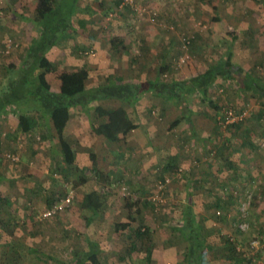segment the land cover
I'll return each instance as SVG.
<instances>
[{"label":"crops","instance_id":"obj_1","mask_svg":"<svg viewBox=\"0 0 264 264\" xmlns=\"http://www.w3.org/2000/svg\"><path fill=\"white\" fill-rule=\"evenodd\" d=\"M121 1L78 0L74 6L77 10L72 15L73 33L65 34L46 54L56 65L58 73L86 70V90L110 83L124 85L158 81L171 85L204 73L216 65L217 61L230 59L231 63L244 71L245 79H250L252 82L249 84L255 88L246 92L238 87L234 94L227 90L224 91L227 95H220L226 82H234L217 78L209 86L208 98L219 109L213 110L203 103L201 93L198 92L189 103L191 123L185 121L181 111L166 96L151 92L139 96L135 107L129 108L127 105L125 108L119 102L110 101L106 108L102 104L88 106V112L79 106L71 108L63 136L75 152V165L78 168H90L89 159L92 154L95 156L97 170L105 179H112L116 174V177L124 176L126 181L146 182L151 176L156 178L158 169H153L150 159L148 163L142 160L136 165L134 161L137 158L130 155L127 158L125 154L129 142L131 148L141 150L142 157H146L149 151L148 156L154 158L151 152L155 149V155L158 151L161 154L167 153L168 157L164 160L169 158L177 166L189 165L197 157L203 168L201 182L213 186L201 193L203 199L193 206V210L200 215L198 220L204 235L213 224L206 223L210 220L204 215L209 212L213 214L214 222H217L213 224V231L221 233L226 216L236 209L231 201L232 196L222 191L235 186L245 187L253 179L262 182L261 186L264 185V148L259 147L261 141L264 142V96L256 91L257 85L264 91V14L254 20L257 21L256 26L261 28L252 30L247 23L249 15L253 18V7H247L251 6L249 3L256 4L254 0H138L137 6L157 8L158 18L152 23L149 13L137 16L131 9L123 7ZM16 2L0 0V90L5 89L7 82L14 78L13 69L17 70L21 66L35 39V36H30L29 29H25L30 27L34 15L30 17L29 8L23 5L24 0ZM19 4L21 9H16L15 5ZM238 7L242 9L239 13ZM9 13L11 15L5 17ZM196 18L208 21L210 28L211 23H214L222 30L203 33L192 22ZM229 28L233 31L228 32ZM13 37L24 42L19 49L6 56L3 54L4 43L8 38L15 39ZM183 38L192 40L190 60L178 66L176 61L182 54ZM45 78L51 93H59L60 82L56 74H48ZM215 93L219 95L214 96ZM231 106L235 109L239 107L237 111L248 110V118L233 125L229 137H225L217 119ZM90 107H101L106 111L123 108L129 116L135 113L136 121L138 117L142 118L141 125L133 122L138 127L130 131L124 140L109 142L101 136L91 135V126L102 124L106 119L98 117ZM12 108L0 115V192L6 197L3 198L2 207L18 211L19 207L13 202L16 200L17 204L22 202L23 208L32 203L42 210L47 207L48 200L53 199L56 189L51 173L56 167L64 165L60 146L47 119L26 108L22 113L30 122V131L21 133L17 129V117L12 113ZM158 121L163 122L159 124ZM20 146L22 151L19 152V162H6L5 154L16 153V148ZM131 148L127 147L128 150ZM197 148L198 152L195 151ZM113 150L117 151L114 156ZM107 156L110 158V169L107 170H112L109 173L103 171L107 166ZM104 164L105 167H102ZM128 175L136 176L133 179ZM99 182L107 180L100 179ZM78 188L81 190L73 204L81 212L85 211V196L91 193L103 196L97 215L90 223L104 215L114 217V207L119 212V201L109 199V194L97 189L90 181ZM203 240L205 245L215 247L213 253L216 256L221 254L225 264L231 263L225 257L220 239L205 237Z\"/></svg>","mask_w":264,"mask_h":264},{"label":"rangeland","instance_id":"obj_2","mask_svg":"<svg viewBox=\"0 0 264 264\" xmlns=\"http://www.w3.org/2000/svg\"><path fill=\"white\" fill-rule=\"evenodd\" d=\"M254 1L256 4L249 3L248 5L251 6L247 7H253V18H251L249 15L251 12L247 13V16L249 15V22L247 24L251 26L250 28H252V30H259L261 26H256L257 21L254 20L264 14V0ZM246 2H248V0H246ZM17 3L18 1L16 2V5ZM16 5V9H21L20 4L19 6ZM23 5L29 8V15L31 17L34 10L33 8L35 6V0H24ZM67 6L68 2H64V9H66ZM210 8L212 9L213 7L210 6ZM240 9L241 8H239L238 13L242 11V9ZM74 10H77V8L73 7V11ZM10 15L11 14L9 13L5 17ZM137 16H139V14ZM192 22L194 23L195 27L203 33L207 31L210 33L212 31L215 33L216 31L219 32L222 30V28L219 29V26H215L214 23H211L212 25L210 28L208 21H202L200 18H196ZM16 23L20 24L21 22ZM27 28L29 29L30 36L33 35V37H36V33L32 29V26H27L25 29L27 30ZM229 29H227L228 32L233 31V29ZM174 30L176 29L174 28ZM13 40L15 42L14 45H16L17 48L12 49L11 54L14 52V50L19 49L24 42L18 38ZM108 88L110 87L102 89L99 92V95L94 97L95 99L92 100L88 106L93 105V107H95L96 104H102L103 108H106L108 102L116 101L122 104L125 108L129 104L130 108V104L133 103L132 100H134L136 96L131 93L128 88L115 92H110V90H107ZM237 89L239 88L234 83L226 82V86L222 87L223 93L220 95H227L225 93L227 90L228 93H233L234 91H238ZM143 94H146V92ZM131 95L133 96L131 97ZM213 95L216 96L219 94L215 93ZM36 100L34 99L31 102V105L39 104L36 102ZM249 103L250 101H248V104ZM136 104L137 102L134 105H131V107H135ZM248 107L246 108L248 109ZM91 109L94 110L95 108ZM227 109L240 110L239 107L235 109L232 106L228 107ZM130 116L129 117L132 118V122H136V124L138 123V125H141L140 121L142 118L138 117L136 121L135 113L134 115L130 114ZM158 122L161 124L163 121ZM138 133L139 135L143 136L141 132ZM130 146L131 143H127V147L131 148ZM127 147L125 156L128 158L130 155L132 158H137L135 159L136 161H134L136 165L142 160L146 161V163H148L149 159L152 161L151 166L153 169H158L156 178L151 176L146 182H131L130 180H124V176L119 175V177H116V174H114L115 177H112V179L107 177L109 175L105 176L108 178L107 182L101 183L96 181L98 184H95V178L92 172L85 171L84 173L85 178L91 181V183H93L97 189L109 194V199L119 201V212H117V207H114V217L111 215H104L100 219L97 218L92 223H90L87 219H89L91 214L87 211L81 212L77 210V207H74V204H72L71 207H69L64 213L58 215L56 219L50 218L40 220L39 217L41 216V213L44 211V209L40 210L37 208V206L35 207L32 205V203H29L23 208L22 202L17 204L16 200H14L13 202L15 206L19 207V212L16 210L14 212L13 209L10 211L11 208H7L6 206L2 207L3 200L6 197L2 192H0V264H66L71 261L73 251H78V249L84 248L85 237L98 242V244L101 245L100 248L102 249V252L99 255L104 264H141V260L145 254L144 249L141 253L132 251L130 257H127L126 249L128 248L130 241L126 235L129 234V231L127 230V232L118 234L114 232L113 225L124 223L120 221L122 219H126V216L128 215V210L125 208V203L128 202L129 204L139 201L138 203L141 205L144 200L148 201V199L151 198V193L153 190H155L156 183L159 180L167 177L170 179V182L165 187L163 193L160 194L158 202L153 203V207H142V215L135 214V209H137V206L139 207V204L137 206H133L131 208V215L136 220L137 218L140 219L142 217L144 219L143 225L151 230V243L148 245H151L152 247L153 259L155 260L154 264H184L183 257L187 248V243L182 241V238H180L178 232L176 231V227L182 225L181 221L183 220L185 213L186 193L191 192V194H193V206H195L203 199L201 198V193L203 191L210 190L208 187H212L213 185L201 182V177H203L201 172L203 171V168L200 167L197 157H194L195 160L189 165L187 164L183 166H177L178 168L176 169L175 173L172 172V174L161 175L160 163L165 161V157H168L167 153L162 152V155L160 153L161 151H158V154L155 155L156 151L154 149L151 152L154 155V158H152V156H148L150 153L149 151L146 153V157H142L141 150L135 148L128 150ZM16 150L18 149L16 148ZM197 150L198 148L195 151L198 152L199 150ZM21 151L22 148L21 150H18L17 153ZM113 151L114 156L116 155L117 151ZM18 157L20 160V154H18ZM109 159V156H107V166L105 169H103V171L106 173L112 172V170H107V168L110 169L108 167V165H110ZM5 161L7 162L8 160L5 159ZM102 167H105V164ZM112 168L114 169V167ZM187 171L195 173L194 175L196 179L194 180L198 181L195 185L193 183H188L190 172ZM53 172L51 173V177L56 183V189L55 193H53V197H57V195H60L63 188L61 184L59 185L61 181L59 182L58 180L56 181L54 179ZM128 176H132L133 179H135L136 175ZM73 181L76 182L75 177ZM261 183L256 179H253L249 180L245 184V187L235 186L232 189L226 190L225 188V190L222 191L223 194L226 192V195L229 194L232 196L231 201L236 205V207L234 206L236 209L231 213L232 215L230 214L229 216H226L225 224H222L224 230L221 231V233L227 239L235 238L238 249L243 253L242 256L246 257L245 259L247 260H244L241 264H264V185L261 186ZM205 186L207 189H204ZM139 189H141V192H139ZM80 190V188H76V195ZM247 194H250L251 196L249 199L246 197ZM50 200H48V203H50ZM195 216L196 221L199 222L198 219L200 215L195 213ZM204 216L207 220H210L209 222H206L207 225L209 223H217L214 222L215 219L213 214L210 212ZM115 219L118 220L116 221ZM213 224L209 226L211 230H208L206 234V236L211 239L217 237V235L214 236ZM136 225L137 221L133 222V224L131 222L132 227H135ZM237 226L242 230L239 231L236 229ZM202 235L203 232L200 231V236ZM252 242H262V244H258V246H256V244L252 245ZM250 245L254 247V250L251 249ZM205 252L207 256L206 261L209 264H225L221 260V254L216 256L214 253H208V251ZM119 257L125 258V261L127 262H120L118 260Z\"/></svg>","mask_w":264,"mask_h":264},{"label":"trees","instance_id":"obj_3","mask_svg":"<svg viewBox=\"0 0 264 264\" xmlns=\"http://www.w3.org/2000/svg\"><path fill=\"white\" fill-rule=\"evenodd\" d=\"M13 3L16 0H12ZM64 2H68V6L64 9ZM159 2V1H158ZM213 2V1H207ZM77 3V0H35V6L33 10V20L30 25L36 33L34 41L31 43L29 49L26 52V55L23 59L21 66L12 71L14 78L10 79L7 82L5 89L0 90V115L4 114L7 109L12 108V113L17 117V126L18 130L21 133H28L30 131V122L22 111L26 108L27 111L37 112L44 116L49 122L55 137L60 146V151L62 155L63 166L57 167L53 172V177L57 181H61L59 185L63 182H70L73 187L76 189L79 185H84L88 179L85 178V171H91L95 181L99 182L100 179H104L102 174L97 170L95 156L90 155V168H78L76 167L75 162V152L68 142L64 139L63 133L67 126L69 120V110L76 106H79L84 112H88L89 103L94 100V97L99 95V92L102 89L107 87V90L110 92H115L118 90H123L128 88L136 97L133 103L134 105L139 96L144 92H151L153 94H159L166 96L167 99L171 100L174 105L181 111L182 117L185 121L191 123V111L189 109V103L193 99V95L198 92L201 93V101L206 103L211 109L218 110L219 107L217 104L208 98V89L211 84L215 82L217 78L228 79L231 82H234L242 91H251L255 87H252L249 83L250 79H245L244 71L238 66H235L233 63L228 60L217 61L216 65L209 67L204 73L199 74L191 79L185 81L175 82L171 85L165 84L158 81H145L142 83H129V84H117L110 83L104 86H98L96 88L86 90L85 82L88 79V72L84 69L70 71V72H61L58 73L56 65L51 62L46 54L51 47L55 46L63 36L67 33H73L74 27L72 22L73 7ZM138 0H135L133 5L124 4L123 0L121 5L127 9H131L136 15V7L142 8L143 6H137ZM146 7V6H145ZM64 9V10H63ZM148 11H152L153 19L155 23L158 18V10L154 6L145 8ZM155 13V15H154ZM150 17V14H149ZM189 42V56L191 53L192 40L191 38H186ZM8 43L14 44L12 38H8L4 43L3 54H5L6 46ZM17 48V47H16ZM181 56V55H180ZM179 56V57H180ZM178 57V58H179ZM177 58V59H178ZM56 74L57 79L60 82V91L59 93H51L50 86L46 81V75ZM256 86V84H254ZM256 91L260 96H264L263 89L257 85ZM133 95H131L132 97ZM36 100V105H31L33 100ZM130 101V98H129ZM129 105V104H128ZM134 107V106H132ZM94 112L100 118H105L106 121L99 125L91 126V135L92 136H101L109 142H119L124 140L127 134L136 129L138 126L135 125L127 111L123 108L116 109L114 111H106L101 107L94 109ZM222 114V113H221ZM236 126V125H235ZM233 126L229 127V131ZM226 137H229L227 135ZM197 142L199 139L195 138ZM21 147V146H20ZM19 150V149H18ZM16 154H19V152ZM160 173L161 175L175 173L178 168L177 165L173 163L172 160L166 158L165 161L160 163ZM190 172V171H187ZM189 182L194 185L198 182L194 179L195 173H189ZM171 176V175H170ZM192 176V177H191ZM76 179V182L73 179ZM91 182V181H90ZM99 191V190H98ZM57 195V197L61 196ZM163 193V192H162ZM161 193V194H162ZM193 194L190 192L186 193L185 197V213L184 218L181 221V226L176 227L182 241L187 243V248L184 253L183 261L184 264H209L206 261L205 251L208 253H213L215 250L212 245H205L203 238L207 237L204 235L203 228L200 227V222L196 221V216L193 210ZM55 197V196H54ZM47 204L48 207L57 199L55 197ZM103 196L98 193H91L84 197L83 208L85 211H88L92 216H90L88 222H90L94 216L97 215L98 206L102 202ZM135 201L134 203H125V208L128 210V215L126 216L124 223H118L113 225L114 232L121 234L129 231L128 248L126 249L127 257H130L132 251H137L139 253L144 249V257L141 260V264H154L155 260L153 259L152 247L148 245L151 243V230L143 225V218L140 219L132 217L131 208L137 206L135 209V214L142 215V207L146 208L147 206L153 207V201L150 199L144 200L141 205ZM155 205V204H154ZM218 205V203H217ZM220 207V206H219ZM56 215L55 217H57ZM53 217V218H55ZM137 221L135 227L131 226V222ZM132 227V228H131ZM239 231L242 230L237 226ZM200 231L203 232V235L200 236ZM214 236L217 235V239L221 240V245L224 246L223 251L225 252V257L232 264H241L245 257L242 256V252L237 247V242L234 239H227L219 231H213ZM216 233V234H215ZM127 234V233H125ZM263 241V240H262ZM85 246L83 249H78V251H73L72 259L69 263L66 264H104L101 260L100 253L101 248L98 242H95L87 237L84 239ZM147 244V245H146ZM262 244V242H256V246ZM251 249L254 250V247L251 246ZM256 248V247H255ZM120 262H127L125 258L119 257ZM116 264V263H114Z\"/></svg>","mask_w":264,"mask_h":264},{"label":"built area","instance_id":"obj_4","mask_svg":"<svg viewBox=\"0 0 264 264\" xmlns=\"http://www.w3.org/2000/svg\"><path fill=\"white\" fill-rule=\"evenodd\" d=\"M124 4L126 5H133L135 0H123ZM137 14H150V21L154 22L153 14L151 16L152 11H148L145 8H137L136 7ZM155 15V13H154ZM189 40L186 38L182 39V54L177 59L176 63L178 66L186 64L190 60L189 56ZM17 46L11 43H8L6 46L5 54H9V52L12 49H15ZM248 118V110H242L237 111L234 109H226L223 111L221 116L217 119V122L219 124V127L221 128L223 136L229 135V127L233 126L235 124L241 123L245 121ZM262 142V141H261ZM260 147L264 148V142L259 144ZM22 147H19L18 149L21 150ZM5 158L9 160L10 162L17 163L19 162L18 154L16 153H6ZM170 179L164 178L162 180H159L155 185V190L151 193L150 200L153 202H158L160 194L164 191L165 187L169 184ZM63 193L61 196L57 197V199L51 204L50 207L47 209H44V211L41 213V216L39 217L40 220L50 219L55 217L56 215H61L64 213L71 205L73 204V200L76 195V189L73 187V185L70 182H63L62 184ZM246 197L249 199L251 196L250 194H247ZM252 245H255V242L251 243Z\"/></svg>","mask_w":264,"mask_h":264}]
</instances>
